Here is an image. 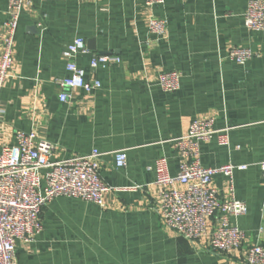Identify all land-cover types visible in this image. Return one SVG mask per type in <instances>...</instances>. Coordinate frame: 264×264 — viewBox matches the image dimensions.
Returning <instances> with one entry per match:
<instances>
[{
	"label": "crops",
	"instance_id": "1",
	"mask_svg": "<svg viewBox=\"0 0 264 264\" xmlns=\"http://www.w3.org/2000/svg\"><path fill=\"white\" fill-rule=\"evenodd\" d=\"M249 0H28L14 34L13 63L0 91V147L15 142L17 130H35L55 144L49 159L100 153L99 174L114 188L97 205L56 197L42 207L41 230L29 242L15 243V264H246L247 249L264 246V29L249 31L244 12ZM8 0H0V48L6 31ZM168 22L167 34L149 32L151 18ZM41 25L38 26V25ZM76 36L88 51L75 62L85 78L101 86L63 91L57 79L68 77L62 50ZM248 46L258 53L244 64L229 49ZM114 55L92 70L94 55ZM176 70L177 90L163 91L160 71ZM213 117L229 126V144L198 142L204 166L246 163L233 173L234 197L247 212L230 217L244 233L238 249L217 252L210 237L218 217L207 221L206 234L189 240L161 219L155 160L164 157L171 175L180 157L173 139L185 134L195 118ZM238 147V148H236ZM125 150L127 164L114 166ZM41 170V184L44 183ZM222 199L229 197L226 178L212 177ZM176 187H180L178 183Z\"/></svg>",
	"mask_w": 264,
	"mask_h": 264
},
{
	"label": "built area",
	"instance_id": "2",
	"mask_svg": "<svg viewBox=\"0 0 264 264\" xmlns=\"http://www.w3.org/2000/svg\"><path fill=\"white\" fill-rule=\"evenodd\" d=\"M147 5H159L164 0H144ZM28 0H8L0 48V91L13 63L12 50L23 5ZM38 26L41 27L39 24ZM244 26L249 31L264 29V0H249L244 12ZM147 27L156 38L167 34L168 22L163 17L151 18ZM88 51L84 38L74 37L62 50L68 77L57 79L63 90L60 101H65L68 89L81 88L86 92L101 86L97 78H85L84 70L77 65L78 54ZM258 53L248 46H236L228 51V57L237 64H244ZM118 61L114 55H94L89 60L92 70ZM160 88L168 93L178 89L180 75L176 70L157 74ZM2 110L0 109V113ZM229 126L216 128L213 117L195 118L185 134L173 139V147L180 157L178 172L171 175L164 157L155 160L159 211L163 224L175 233L198 240L206 234L207 221L218 217V224L210 237V248L217 252L238 249L244 241V233L230 217L247 212L246 204L234 197L233 173L243 170L246 163L231 161L204 166L199 160L198 142L215 139L219 145L229 144ZM55 144L37 136L35 130H17L13 144L0 147V264H15V243L29 242L41 230L39 214L43 206L56 197L77 198L97 205L103 204L104 195L114 190L102 181L99 168L101 153L92 149L89 153L51 161L49 156ZM238 148V147H236ZM114 166L124 168L127 164L125 150L113 155ZM264 176V158L258 162ZM44 183L41 184V170ZM221 174L226 178L229 197L222 199L212 177ZM178 183L180 187H176ZM246 264H264V246L254 243L247 249Z\"/></svg>",
	"mask_w": 264,
	"mask_h": 264
}]
</instances>
